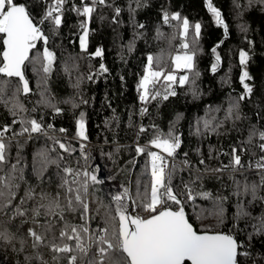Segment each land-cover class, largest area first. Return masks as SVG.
<instances>
[{"label":"trees","instance_id":"16d2710c","mask_svg":"<svg viewBox=\"0 0 264 264\" xmlns=\"http://www.w3.org/2000/svg\"><path fill=\"white\" fill-rule=\"evenodd\" d=\"M17 2L26 4L34 22L39 23L48 4L54 0ZM84 2L91 3V0ZM107 4L111 6L97 5L93 13L87 51H83L79 43L83 33L80 25L86 18L71 10L73 6L81 7L82 0H68L64 5L63 23L58 31L48 21L40 25L48 37L47 44L37 41V48L31 52L30 59L34 60L47 47L54 52L55 61L50 74L38 71L40 63L26 62L25 76L31 94L17 93L16 89L21 86L19 79L0 74V82H7L6 86L0 85L4 88L3 99L0 100V130L5 126L10 128L5 133L8 162L0 166V176L14 177L9 180L11 188L0 182V191L5 193L0 197V232L13 237L10 242L0 240V264H42L43 261L68 264L63 254L58 262L53 260L54 254L47 246L49 242L74 243L61 241L59 233L66 223L77 226L84 223L82 209L71 211L67 207L66 190L61 187L64 167L89 172L98 168V178L104 179V183L95 185L89 181L87 194L81 189V195L89 205L90 229L108 227L110 232L118 229V220L112 219L116 216L112 196L123 193L124 188L129 189L132 197L126 199L129 213L144 218L151 216L152 213L140 205L141 201L147 202L145 191H150L147 152L154 151L150 141L158 130L163 133L172 130L181 139V146L173 157L175 161L169 165L175 166L171 184L196 230L203 231L206 226L223 232L232 230L240 241L251 244L246 248L251 256L240 259L246 264H264V235H256L248 241V234L253 232L251 225L257 221L235 219L240 206L251 213V217L264 216V200H253L250 192L244 194L245 184H258L260 181L259 170L249 168L248 164H254L264 155L258 147L264 141L258 136L248 143L249 133L254 128L264 131V4L249 5L248 0H213L228 25L227 35L222 26L214 23L206 0H139V6L137 0H107ZM117 7L121 9L118 17L114 11ZM164 11L170 15L179 13L190 24L202 25L198 44L190 45L197 52L195 65L199 76L195 79L196 94L191 84L192 74L183 70L179 75H189L190 82L183 86L176 84L175 96H169L167 100L158 97L146 105L148 112L141 115L140 110L145 105L139 100L137 84L145 74L147 57L157 58L159 64L154 60V68L164 69L167 74L174 71L173 56L183 51L179 47L182 42L180 22L170 20L165 24ZM141 24L143 28L138 27ZM241 26H245L247 31H242ZM218 44L217 52L222 62L213 73L211 66L215 63V55L212 49ZM97 48L104 50L102 57L93 55ZM241 50L250 56L247 70L252 79L246 82L253 86V93L240 102V119L225 120L229 106L244 91L239 79ZM101 64L108 68L107 72H100ZM225 77H229L230 82H225ZM156 89L163 93V77ZM14 104L23 105L26 111L17 108L14 116ZM57 108L59 112L55 110ZM81 113L85 114L87 140L77 135ZM31 119L40 122L47 135L20 134L24 127L29 126L26 122ZM21 120L25 123H20ZM204 120L211 121L215 131L211 128L204 130ZM141 127L147 131L140 132ZM60 129L66 131L61 132ZM55 140L70 144L75 151L72 154L64 152L54 143ZM81 145L84 146L83 152ZM137 146L145 147V153H137ZM234 148L244 165L236 170L232 165ZM49 161H57L59 167ZM12 164L17 166L14 173L11 172ZM79 179L82 183L85 178L81 176ZM185 185L192 189L194 195L207 192L211 197L205 199L197 195L195 200H189ZM29 192L32 193L31 198ZM237 192L240 195H236ZM258 196L264 197V188L259 190ZM223 197L227 199L221 200ZM53 201L64 210L63 219L41 207ZM221 205L225 221L217 228L214 213ZM162 207L175 209L177 206L168 202L157 211ZM17 209L24 214L19 215ZM36 209L40 212L38 216L35 215ZM29 229L43 234L44 244L33 247ZM94 252L93 248L89 256Z\"/></svg>","mask_w":264,"mask_h":264},{"label":"snow or ice","instance_id":"6c2138e0","mask_svg":"<svg viewBox=\"0 0 264 264\" xmlns=\"http://www.w3.org/2000/svg\"><path fill=\"white\" fill-rule=\"evenodd\" d=\"M68 0H54L53 3L48 4L43 16L40 18L39 23L34 22V17L29 11V8L24 3H18L17 0H0V74L6 77H16L19 79L20 87L16 89V92H23L28 94L31 92L29 81L25 76V62L40 63L41 68L38 71H42L45 74H50L55 61L54 52L50 51L47 47L43 52L37 54L34 60L30 59V53L32 49L36 47L37 41H43L47 44L48 37L45 36L40 25L45 21H48L53 25L55 31L59 30V27L63 23L64 5ZM264 4V0H248L249 5L253 3ZM139 6V0H137ZM111 6L107 4V0H91V3H85L82 0V6H73L71 10L75 11L77 15L83 16L86 19L81 22V29L83 30L80 36V47L83 51H87L89 40V24L92 20L93 13L96 11V6ZM239 6V5H237ZM206 7L208 12L214 19V23L217 26H222L227 35L228 25L225 23L223 15L219 8L215 7L213 0H206ZM116 17L119 16L121 9H114ZM170 20L179 21L180 36L182 42L180 49L182 54H177L172 58V63L175 70H187L192 74L191 84L193 86V93L195 91V79L199 76V72L196 71L195 57L196 50L193 47L198 44V38L201 35V23L190 24L187 18H182L179 13L170 15L167 11L163 12V22L168 24ZM115 22V17H114ZM143 28L144 25H138ZM191 29V40H189V34ZM242 31H247L245 26H241ZM158 35H162L158 33ZM223 43V41H221ZM251 43V42H250ZM191 45V46H190ZM219 44L212 49L215 55V63L211 66V71L215 73L221 62L222 58L217 52ZM129 50H132V46H129ZM104 50L97 48L93 53L96 57H102ZM154 60L156 64H159V60L152 55L147 57V65L145 68V74L139 80L137 84V91L139 92V100L144 107L141 108V115L148 112L146 105L151 101L156 100L158 97L162 100H167L169 96H175L176 91L174 86L179 84L183 86L188 84L189 75L185 74L177 78L174 72H168L165 74L164 69L156 70L154 68ZM250 60L249 53L241 50L239 53V64L242 71L239 77L240 83L243 86V93L238 99L233 102L225 115V120L240 119V102L250 97L253 93V86L247 83L252 79L247 66ZM108 68L101 64L100 72H107ZM161 77L164 80L163 93L156 89V85L161 83ZM89 79L92 76L88 77ZM123 79V78H121ZM225 82H230L229 77H225ZM6 81L0 82V85L6 86ZM3 86H0V100L3 99ZM15 96V93L13 94ZM7 104V101H4ZM47 102V101H44ZM54 107V106H53ZM20 111H26L23 105H13V115L15 116L16 109ZM57 112L60 109H55ZM20 123H25L21 120ZM16 123V121H13ZM29 126L22 129L23 133H41L47 135L46 129L43 125L35 119H31L26 122ZM78 137L82 140H87L86 135V122L85 114L81 113L78 120ZM222 123V122H221ZM197 132H200L199 124L197 122ZM49 128L52 126L49 125ZM153 127H155L153 125ZM204 130L212 127V122L209 120L203 121ZM10 128L5 126L3 130H0V166L8 162V145L5 143V133L9 132ZM61 132H65L66 129H60ZM147 131L146 128L141 127L140 132ZM258 136L261 141H264V131H258L255 128L250 131L248 137V143H251L253 138ZM10 139V138H9ZM51 139V137H50ZM54 143L59 145L60 149L64 152L72 154L75 149L72 146L55 140ZM150 144L156 149L162 150L165 155H162L158 151H148L150 165V177L151 186L150 191L146 190L145 195L148 197L147 202L141 201V205L145 211L152 213L148 218L141 217L140 215H131L129 213V206L126 203V199H132L128 188H124L123 193H118L112 196V200L115 203L116 216L112 219L118 220V229H113L111 232L108 227L92 230L89 225V205L81 195V189L84 194L88 193L89 181L92 184L104 183L103 178H98L97 172L99 169H94L92 172L87 170L77 171L72 167H64L63 172L65 177L61 187L66 190L67 207L71 211H77L82 209L81 216L84 219V223L77 225L65 224V227L61 229L59 233V239L61 241H74V243L62 242L60 244L49 242L47 245L53 255V260L59 261L63 257L67 258L68 264H246V261H242L240 257H250L251 253L246 248L251 247L250 243L240 241L237 236L229 230V232H223L213 230L211 226H206L203 231H197L193 224L189 222L188 216L185 212L184 204L182 200L174 193L171 178L175 170V166L170 167L168 157H175L177 150L181 146V139L179 135H176L172 130L168 133L157 131V134L151 139ZM261 152H264V143L258 145ZM84 146L81 145V152H83ZM55 150V149H53ZM137 153L144 154L145 147L137 146ZM236 149H233L232 165L233 169L243 168L244 165L241 162V156L236 153ZM38 155H44L39 153ZM63 159V157H60ZM87 160V156L84 157ZM49 163L59 164L57 161H49ZM185 163H187L185 161ZM203 163V161H201ZM16 164L11 165V172L16 171ZM249 168H255L259 170L260 181L259 183H253L251 185L245 184L244 194L249 192L252 195L253 200L261 199L258 192L261 188H264V155H261L259 159L253 164H248ZM223 169H216L215 171H222ZM2 171V167H0ZM42 175V173H38ZM85 179L81 183L80 177ZM69 177L71 179H69ZM9 175L0 176V182L4 183L6 188H11L9 183ZM22 178V177H21ZM79 184V187L74 188L72 185ZM239 186V185H238ZM185 194L189 200H195L196 196H201L205 199L211 197L210 193H196L193 194L192 189L185 185ZM140 193L137 191V196ZM236 195H240L239 192ZM5 193L0 191V197H4ZM29 198L32 197V193H28ZM44 196H41L43 199ZM221 200L227 199L226 197L220 198ZM168 202H172L177 207L175 209L170 207H162L157 211V208L161 205H166ZM10 203V200L8 201ZM135 204V200H133ZM46 207L48 212L53 215H60L63 219V209L58 202H50L48 205H41ZM59 209V212H57ZM98 211V210H97ZM19 215H23L17 209ZM35 215H40L39 209L35 210ZM217 218V228L222 226L225 221L224 209L222 205L214 213ZM201 217H198L200 219ZM242 218L255 219L257 223L252 224V233L248 234V241L250 242L256 235H264V216L251 217L243 206L238 207L235 219L238 221ZM235 227V225H234ZM29 235L33 240V247H38L44 244L45 236L38 233L33 229H29ZM13 237L7 232H0V240L10 242ZM95 252L89 256L92 249ZM42 264H47L43 261Z\"/></svg>","mask_w":264,"mask_h":264},{"label":"rangeland","instance_id":"374dc122","mask_svg":"<svg viewBox=\"0 0 264 264\" xmlns=\"http://www.w3.org/2000/svg\"><path fill=\"white\" fill-rule=\"evenodd\" d=\"M177 54H182V53H177ZM177 54H175V55H177ZM175 55H174V56H175ZM174 56H173V57H174ZM173 68H174V66H173ZM181 71H183V70H175V69H174V71H172V72H174L175 75L177 76V78H179L180 76H183V75H179V72H181ZM152 147H153L154 151H158V152H160V153H163L162 150H160V149H156L154 146H152Z\"/></svg>","mask_w":264,"mask_h":264},{"label":"water","instance_id":"95a60500","mask_svg":"<svg viewBox=\"0 0 264 264\" xmlns=\"http://www.w3.org/2000/svg\"><path fill=\"white\" fill-rule=\"evenodd\" d=\"M37 48V44H36V47L34 48V49H36ZM34 49H32V51L34 50ZM31 51V52H32ZM30 55H31V53H30ZM25 64H26V62H25ZM12 78H15V79H18V78H16V77H12ZM30 86V85H29ZM29 94H31V92L30 93H28V94H25V95H29ZM185 212H186V210H185ZM187 214V213H186ZM188 216V215H187ZM189 219V218H188ZM189 222H190V220H189ZM191 223V222H190ZM194 226V225H193ZM194 228H195V226H194ZM190 264V262H186V264Z\"/></svg>","mask_w":264,"mask_h":264},{"label":"built area","instance_id":"2783aa9c","mask_svg":"<svg viewBox=\"0 0 264 264\" xmlns=\"http://www.w3.org/2000/svg\"><path fill=\"white\" fill-rule=\"evenodd\" d=\"M161 154L166 156V153H161ZM167 159L169 160V162L175 161V159L173 157H168Z\"/></svg>","mask_w":264,"mask_h":264}]
</instances>
